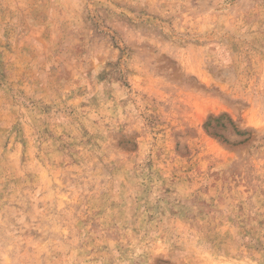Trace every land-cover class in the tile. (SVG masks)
<instances>
[{
	"label": "rangeland",
	"instance_id": "1",
	"mask_svg": "<svg viewBox=\"0 0 264 264\" xmlns=\"http://www.w3.org/2000/svg\"><path fill=\"white\" fill-rule=\"evenodd\" d=\"M0 264H264V0H0Z\"/></svg>",
	"mask_w": 264,
	"mask_h": 264
}]
</instances>
